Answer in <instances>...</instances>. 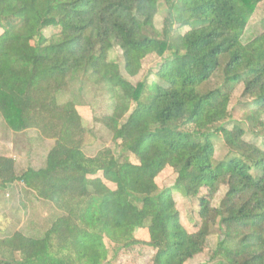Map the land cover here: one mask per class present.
<instances>
[{
    "label": "trees",
    "instance_id": "16d2710c",
    "mask_svg": "<svg viewBox=\"0 0 264 264\" xmlns=\"http://www.w3.org/2000/svg\"><path fill=\"white\" fill-rule=\"evenodd\" d=\"M263 1L0 0V117L14 134L53 140L40 168L17 173L0 154V190L21 184L60 211L41 235L0 236V264H117L135 247L153 250L150 264H186L215 231L207 264H264V145L225 127L241 86L247 131L264 134V30L243 40ZM114 47L128 77L160 57L156 80L133 84ZM88 83L114 101L103 123L117 155L84 151ZM166 167L176 178L161 188ZM175 195L197 199L190 225Z\"/></svg>",
    "mask_w": 264,
    "mask_h": 264
},
{
    "label": "rangeland",
    "instance_id": "374dc122",
    "mask_svg": "<svg viewBox=\"0 0 264 264\" xmlns=\"http://www.w3.org/2000/svg\"><path fill=\"white\" fill-rule=\"evenodd\" d=\"M156 25L160 27V18H156ZM264 30V1L261 2L251 17L243 40L247 41ZM53 30L46 29L44 34L50 36ZM110 58L114 60L121 71L133 84L143 78L156 80L152 74L161 58L156 55H149L142 61L139 73L134 77H128L123 69V57L118 47H114L110 52ZM71 89V88H70ZM67 90L63 97L66 100L72 96V91ZM242 87L239 86L233 93L228 106V119L225 127L230 129L234 125L242 127L245 131L244 139L259 146L264 145V134L258 135L247 131V125L243 120V110L240 97ZM82 97L89 102L92 107L85 108L82 112L83 125L91 129L92 134L88 135L85 153L95 154L103 147H109L117 155L119 149L113 147L112 133L104 126L103 119L112 113L114 101L111 100L104 90L96 88L92 83L86 84ZM215 147V157L222 158L226 153V144L220 135L213 137ZM53 146V140L43 138L38 131L28 130L25 135L14 134L8 130L0 117V154L12 156L15 160V170L17 173L28 167L40 168L44 165L45 157ZM176 174L170 167H166L156 178L159 187H168L175 181ZM226 191V186L222 185L217 193L213 204H219ZM174 199L180 211L182 221L190 225L189 219L196 216L197 199L194 196L182 198L175 195ZM59 210L52 204L35 198L30 192H26L21 184L8 186L0 190V236H5L15 230H19L29 235H41L52 218L59 214ZM218 239V232H214L208 237L203 252L188 260L186 264H207L210 253ZM153 250L148 247H135L128 250H121L117 264H150Z\"/></svg>",
    "mask_w": 264,
    "mask_h": 264
}]
</instances>
